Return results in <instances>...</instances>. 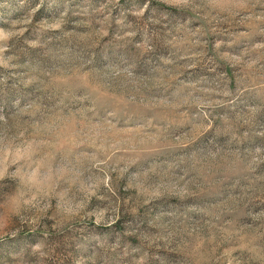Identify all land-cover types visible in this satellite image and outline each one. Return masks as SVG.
<instances>
[{
  "label": "rangeland",
  "instance_id": "1",
  "mask_svg": "<svg viewBox=\"0 0 264 264\" xmlns=\"http://www.w3.org/2000/svg\"><path fill=\"white\" fill-rule=\"evenodd\" d=\"M144 11L138 0H0V106L6 112L0 116V172L5 177L0 186L11 185L13 181L9 178L23 166L27 170L26 178L36 186H66L62 198L72 203L97 183L99 175L89 171L93 163L103 167L107 159L125 176L135 161L145 155L175 150L178 140L185 138H177L173 133L189 124L195 126L196 121L206 116L207 97L225 84L226 97L238 85L264 96V72L240 67L242 60L264 64V48L252 51L242 47L251 39L246 33L264 29V20L238 17L239 23L231 21L217 29L221 35L219 55L212 63L229 65L227 79L221 74L208 81L207 88L200 89L201 94L193 99L201 105L195 113L187 106L161 107V100L155 95L158 85L155 75L138 77L134 67L124 62L98 67L97 58L102 53L129 47L141 33L145 43L140 47H145L151 25L143 22ZM192 40L195 44L199 37ZM233 68L236 70L232 71ZM13 81L26 91L37 88L42 94L59 97L67 108L45 109L35 101L27 106L22 102L14 112L8 113L13 91L8 85ZM73 103L79 107H72ZM108 109L111 115L103 119L101 114ZM253 115L252 112L241 114L239 122L222 131L234 132L237 142L247 143L250 137L241 135L240 128L244 121L251 124ZM209 160L219 163L209 173L203 162L198 161L201 176L197 179L217 174L231 176L242 167L237 154L226 150L220 156H210ZM261 161H264V144L259 152L250 154L248 168L264 166ZM177 167L175 163L154 166L132 175L130 182L145 187L158 176L160 183L154 184V188L165 181L179 183L187 174L175 176ZM92 171L98 173L99 169ZM209 190H216L215 186L210 185ZM17 205L15 193L0 203L6 223L4 232L0 233V256H4L0 264H25L23 255H5L9 246L4 242L10 240L8 227ZM220 207L223 213L219 220L215 219L216 210L204 212L205 221L189 224L184 220V228L199 231L203 237L202 242H194L202 252L207 249L199 264H264L257 258V254L264 256V228L244 227L238 218L234 219L237 214L228 210V202ZM108 211L99 208L94 214L103 218ZM209 224L213 226L209 228ZM242 244L248 249L244 252L246 261L240 259ZM142 247L147 260L144 252L136 249L131 252L133 264H151L157 258L155 253L164 250ZM129 250L130 246L125 249L126 255Z\"/></svg>",
  "mask_w": 264,
  "mask_h": 264
},
{
  "label": "clouds",
  "instance_id": "2",
  "mask_svg": "<svg viewBox=\"0 0 264 264\" xmlns=\"http://www.w3.org/2000/svg\"><path fill=\"white\" fill-rule=\"evenodd\" d=\"M138 4L145 10L143 22L151 25L147 29V44L143 49L140 47L145 43L141 33L129 47L102 53L97 66L106 68L111 63L124 62L134 67L138 77L155 75L158 78L155 95L160 98L161 107L187 106L194 113L201 107L193 102L201 94L200 89L207 88V82L221 74L227 79L229 65L212 63L219 55L221 35L217 29L231 21L239 23L238 17L264 20V0H138ZM177 4L186 7H175ZM246 35L251 39L242 47L252 51L264 48V29ZM192 37L199 40L193 44ZM240 67L264 72V64L259 61L248 64L242 60ZM8 87L13 90L8 113L22 102L27 106L35 101L45 109L67 108L59 97L42 94L37 88L26 91L15 81ZM225 87L226 84L207 97L204 105L207 115L196 121L195 126L189 124L173 133L177 138H185L178 140L175 150L145 155L135 161L125 176L107 159L103 167L93 163L89 171L99 175L97 183L72 203L62 198L66 186H36L26 178L27 170L23 166L18 168L9 178L12 184L0 186V203L6 202L12 193L18 200L8 227L10 240L4 242L9 246L5 255H23L25 264H133L131 252L136 249L144 252L143 245L164 249L155 253L157 258L151 264H199L207 249L202 252L194 242H202L203 237L199 231L184 228V220L189 224L205 221L203 213L212 210H216L215 219L219 220L224 202L229 203L228 210L237 214L234 219L238 218L244 227L264 228V166L249 169L247 165L250 154L259 152L264 144V96L238 85L226 97ZM72 107L79 105L73 103ZM250 112L254 113L253 121L251 124L244 121L240 128L241 135L250 137L247 143L237 142L234 132L224 134L223 129L239 122L241 114ZM3 115L6 112L0 106V116ZM110 115L108 109L101 117L107 119ZM225 150L237 154L242 164L236 174L197 179L201 176L197 162H203L211 173L219 160L209 157L220 156ZM171 163L178 165L173 172L175 176L187 174L184 181H165L156 188L153 185L160 183L158 176L145 187L130 182V177L138 172ZM97 168L98 173L92 171ZM4 179L0 172V181ZM210 185L216 190L210 191ZM99 208L110 211L98 218L94 213ZM212 226L209 224V228ZM5 227L0 213V233ZM136 240L141 243H133ZM247 250L242 244L241 261L247 260L244 255ZM257 258L264 262V256L257 254ZM3 259L0 256V261ZM144 259L147 260V252Z\"/></svg>",
  "mask_w": 264,
  "mask_h": 264
}]
</instances>
